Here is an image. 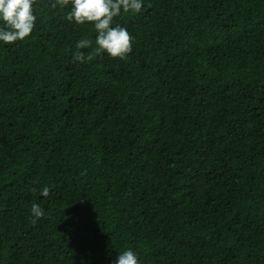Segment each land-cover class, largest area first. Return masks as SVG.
Listing matches in <instances>:
<instances>
[{
  "label": "trees",
  "instance_id": "16d2710c",
  "mask_svg": "<svg viewBox=\"0 0 264 264\" xmlns=\"http://www.w3.org/2000/svg\"><path fill=\"white\" fill-rule=\"evenodd\" d=\"M53 2L0 46V264H264V0H145L84 64Z\"/></svg>",
  "mask_w": 264,
  "mask_h": 264
},
{
  "label": "clouds",
  "instance_id": "9594fccd",
  "mask_svg": "<svg viewBox=\"0 0 264 264\" xmlns=\"http://www.w3.org/2000/svg\"><path fill=\"white\" fill-rule=\"evenodd\" d=\"M70 3L67 20L76 25L91 22L96 32L95 47L90 39L78 40L72 53V60L84 64L102 54L113 58L125 59L133 51L135 37L129 29L115 18L122 13L140 14L145 7V0H54L52 7L65 8ZM36 0H0V46L24 41L32 34L37 16L34 11ZM88 48L86 54L81 49ZM49 186L40 189V195L48 197ZM33 219L44 216L45 210L38 203L31 204ZM114 264H141L136 251L128 248L119 252Z\"/></svg>",
  "mask_w": 264,
  "mask_h": 264
}]
</instances>
